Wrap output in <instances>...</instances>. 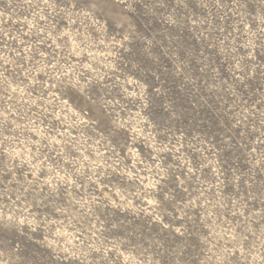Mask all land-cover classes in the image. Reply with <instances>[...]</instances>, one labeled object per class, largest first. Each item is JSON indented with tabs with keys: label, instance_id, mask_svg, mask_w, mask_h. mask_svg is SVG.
<instances>
[{
	"label": "rangeland",
	"instance_id": "374dc122",
	"mask_svg": "<svg viewBox=\"0 0 264 264\" xmlns=\"http://www.w3.org/2000/svg\"><path fill=\"white\" fill-rule=\"evenodd\" d=\"M0 264H264V0H0Z\"/></svg>",
	"mask_w": 264,
	"mask_h": 264
}]
</instances>
